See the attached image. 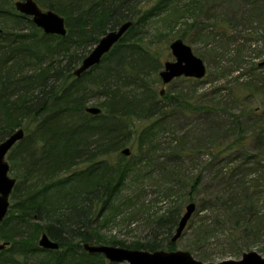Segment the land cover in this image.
Wrapping results in <instances>:
<instances>
[{
	"label": "trees",
	"instance_id": "obj_1",
	"mask_svg": "<svg viewBox=\"0 0 264 264\" xmlns=\"http://www.w3.org/2000/svg\"><path fill=\"white\" fill-rule=\"evenodd\" d=\"M18 1L0 0V143L19 129L24 132L7 155L16 183L0 223L1 243H8L0 252V264H27L40 253L45 258L37 264H108L101 255L85 252L83 245L102 241L93 227L96 218L121 204H135L138 195L119 202L125 188L165 173L173 180L161 188L159 203L165 207L175 195L180 198L177 190L184 184L179 182V161L187 148L168 147L170 155L158 163L154 156L164 133L161 126L177 116L204 121L214 117L216 126L217 111L195 93L188 101L160 95L157 89L160 50L146 43L144 28L178 0H34L64 19V37L35 27L31 18L15 10ZM202 1L190 4L192 14ZM238 2L240 8L226 10L228 14L213 20L211 31H202L210 39L201 60L211 56L219 77L240 75L247 61L251 77L241 81L245 85L235 83L239 89L230 84L238 90L232 100L249 99L254 105L243 106L237 114L221 110L230 119L222 129L223 140L206 145L212 152L209 161L190 177V203L196 201V215L203 216L190 225L199 242L226 233L225 239L237 245L264 246V81L256 75L264 66L256 64L251 50L264 42V0ZM129 21L132 27L100 64L74 77L97 42ZM91 101L95 105L87 106ZM89 107L100 113H86ZM126 147L131 150L128 158L119 154ZM202 188L206 192L197 198ZM179 219L180 208L174 207L153 221L147 243L113 244L171 251L174 245L168 239ZM42 234L59 249L42 251L37 242Z\"/></svg>",
	"mask_w": 264,
	"mask_h": 264
},
{
	"label": "rangeland",
	"instance_id": "obj_2",
	"mask_svg": "<svg viewBox=\"0 0 264 264\" xmlns=\"http://www.w3.org/2000/svg\"><path fill=\"white\" fill-rule=\"evenodd\" d=\"M194 1L197 3L200 0H178V2L171 7L172 9L170 11L152 19L144 28L146 43L160 50L162 69L165 61H173L168 46L176 39H181L191 48L196 57L203 59L201 55L203 52V45H205L210 38H207L205 35L202 36V31L204 29L211 31L213 20L218 19L219 16L228 14V10L240 8L238 0H203L200 10L192 14V10L190 11V4ZM210 18H212L211 21L209 20ZM182 37L184 38L182 39ZM251 50L254 55H256V64H260L264 61V42L253 45ZM218 53L221 52L218 51ZM217 56L218 55H214L215 60L219 62ZM226 58L230 59L231 57L226 56ZM244 62L246 66L244 70L240 72V75L232 74L226 77H219L220 74L214 71V62L211 61V56H209L206 61L203 62L206 67V74L201 80L181 77L172 80L168 84H163L158 77V91H164L166 94H171L172 97H178L179 95L182 98H186L188 101H190V96L195 93L196 99L204 100L209 106L215 108V111H217V114L214 115L216 116L215 121L218 122L219 120V125L216 124V126H214V117H209V119L204 121L202 119H190V117L177 116L175 120L161 126V130H163L164 133L159 134L157 140H159L160 146L155 150L156 154L154 156L155 159H158V163H163L165 158L170 155L171 152L167 150L168 147L176 146L177 150L179 148H187V156L181 157L179 161V165L181 166L179 169L181 181L179 182L184 184L183 188L177 190L179 191L178 195L180 198L175 195L171 198L173 203L169 205L167 203L165 207L163 203H159L161 201L160 197L163 195L161 188H163L164 184H170L173 180V178L167 176L165 173L163 175L159 173V176L156 175L151 180L144 179L143 181L137 182L138 184L135 186L125 188L120 198L121 201L119 202L124 203L122 199H124L125 196L130 197L138 195V198L133 201L135 204L133 206L121 204L117 209L106 212L102 217L96 218L93 227L96 231L95 233L102 241L90 245L122 248L113 243L120 242L126 245H130L131 243L144 244L147 243L149 239L148 236L151 233L152 224L156 218L165 215L166 212L170 209H174V207L180 208V217L184 214L185 207L190 204V195H188L190 192V177H192L193 173L196 174L199 172L209 161L208 157L212 152L209 151L210 154H207L209 153L207 146L212 147L217 144V142L223 140L222 134L224 131L222 129L230 119L223 115L222 112L225 109L226 113L237 114L243 106H248L247 109H249L254 105L249 99L239 102H234L232 100L233 95L236 94L238 91L237 89H239V85H245L241 83V81L245 82L251 77L247 72L249 68L247 61ZM228 69H230L229 66ZM256 75L262 77L264 81V69L259 70ZM239 76H241L240 81H238L237 78ZM260 80V78H257V81ZM233 82L234 84H239H235L237 89L230 85ZM202 97H205V99ZM220 102L224 104L221 105ZM195 104L198 105L201 103L196 101ZM93 105H95V101H91L87 104V106ZM171 141H176V143L172 142V146H169ZM190 150L193 151L192 154L195 155L194 157H190ZM194 165L196 166L194 167ZM155 166L154 164L153 168H155ZM9 175L11 178L15 179L11 171H9ZM134 187L137 191L134 190ZM165 187L166 189L168 187L169 189H173L170 185H166ZM205 192L206 191L202 188L197 198H200ZM194 202L196 201H193V203ZM153 214H155V216L151 217ZM202 217V215L197 216L196 211L193 213L181 237L175 243H171L174 245L171 251L188 252L196 261L215 264L227 260L238 261L242 258L244 253L248 252H255L264 258V252H262L263 245L261 246L260 243L248 242L245 246H241V244L237 245L225 239L226 233H220V236L214 237L207 242L197 241L195 239L196 232L194 236V230L190 222L193 220L196 222ZM208 231L210 230L208 229L207 232ZM210 235H212V233ZM169 240L170 238L168 241ZM129 250L134 249L131 248ZM42 258H45L43 253L39 255L36 254L27 261V264H37L39 261L43 260ZM92 262L97 263L95 260H92ZM106 263L108 262L106 261Z\"/></svg>",
	"mask_w": 264,
	"mask_h": 264
},
{
	"label": "water",
	"instance_id": "obj_3",
	"mask_svg": "<svg viewBox=\"0 0 264 264\" xmlns=\"http://www.w3.org/2000/svg\"><path fill=\"white\" fill-rule=\"evenodd\" d=\"M15 10L31 18L32 23L44 34L64 37L66 28L64 19L52 11L42 10L34 0H21L14 4ZM132 27V22H125L113 31L107 32L92 48L90 53L81 61L73 76L79 78L87 71L100 64L103 57L121 40L124 34ZM170 54L173 61L165 62L163 69L159 72V78L163 84H168L177 78H188L201 80L205 77L206 67L203 61L196 57L191 48L184 44L181 39L173 40L169 44ZM264 66V61L259 64ZM163 91H161L162 95ZM86 113L94 116L100 113L95 107L86 108ZM24 132L19 129L0 143V223L7 216L10 207V195L15 186V179L9 175V164L6 157L10 150L23 139ZM122 157L131 155L129 148H123L120 153ZM196 210V205L190 203L185 207L184 214L180 217L174 231L171 243H175L182 235L191 216ZM8 246V243H0V252ZM38 246L42 250L55 251L59 245L42 234L38 240ZM83 250L89 255H101L108 263L112 264H215L196 261L188 252L183 251H155L146 252L129 250L112 246H93L84 244ZM217 264H264V258L255 252L242 255L238 261L227 260Z\"/></svg>",
	"mask_w": 264,
	"mask_h": 264
},
{
	"label": "flooded vegetation",
	"instance_id": "obj_4",
	"mask_svg": "<svg viewBox=\"0 0 264 264\" xmlns=\"http://www.w3.org/2000/svg\"><path fill=\"white\" fill-rule=\"evenodd\" d=\"M39 247V246H38ZM40 248V247H39ZM41 249V248H40ZM42 250V249H41ZM42 251H46V250H42ZM46 252H49V251H46Z\"/></svg>",
	"mask_w": 264,
	"mask_h": 264
}]
</instances>
